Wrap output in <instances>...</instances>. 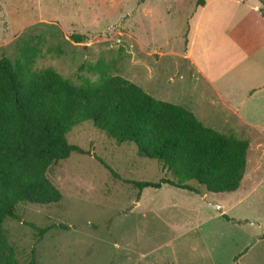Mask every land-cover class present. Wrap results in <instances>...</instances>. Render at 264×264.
<instances>
[{
	"label": "rangeland",
	"instance_id": "374dc122",
	"mask_svg": "<svg viewBox=\"0 0 264 264\" xmlns=\"http://www.w3.org/2000/svg\"><path fill=\"white\" fill-rule=\"evenodd\" d=\"M199 1L0 0V59L15 62L19 46L32 37L42 49L35 70L51 67L75 83L98 77L80 72L81 64L104 60L112 75L193 110L205 126L231 135V127L209 108L206 84L180 56ZM247 6L260 10L262 4L247 0ZM73 34L87 39L76 43ZM227 81L225 93L241 103L255 90L249 75L233 71ZM237 88L244 89L239 96L232 91ZM247 105L255 126L238 123L247 136H236L256 151L248 154L251 177L232 193H210L195 181L190 184L201 194L168 185L139 192L128 181L158 182L172 179L171 173L158 160L139 156L134 144L118 145L90 121L73 128L67 141L86 153L75 152L48 171L62 200L21 203V221L4 223L18 261L29 264L35 250L37 264H264V90ZM226 118L232 127L238 121L232 112ZM33 225L51 228L38 243Z\"/></svg>",
	"mask_w": 264,
	"mask_h": 264
},
{
	"label": "trees",
	"instance_id": "16d2710c",
	"mask_svg": "<svg viewBox=\"0 0 264 264\" xmlns=\"http://www.w3.org/2000/svg\"><path fill=\"white\" fill-rule=\"evenodd\" d=\"M260 1L264 17V0ZM71 38L82 43L87 36L73 34ZM33 40L30 37L19 46L15 62L0 59V264H21L4 229L7 220L21 221L18 205H51L62 200L48 171L75 152L86 153L71 145L67 134L87 121L118 145L134 144L139 156L158 160L171 173L172 179L158 182L128 181L139 192L168 185L201 194L190 184L193 181L210 193L240 188L248 140L215 131L190 110L158 100L137 84L112 75V65L104 60L79 66L80 72L98 76L82 83L51 67L38 73L34 64L42 49ZM32 227L38 232L37 243L51 229ZM29 264H37L35 250Z\"/></svg>",
	"mask_w": 264,
	"mask_h": 264
},
{
	"label": "crops",
	"instance_id": "0c3cea01",
	"mask_svg": "<svg viewBox=\"0 0 264 264\" xmlns=\"http://www.w3.org/2000/svg\"><path fill=\"white\" fill-rule=\"evenodd\" d=\"M256 13L261 15L259 9L252 10L247 6V0H204V5L197 8L186 52L180 54L192 63L194 67L190 70L199 76L211 92L207 98L209 108L214 109L223 124L231 127L226 130L234 136L238 133L247 136L239 124L255 126L252 117L249 118L247 110L251 108H248L247 103L264 90V26L261 25L264 17L260 18ZM233 71L237 77L249 75L251 90L255 88L242 103L225 93L228 76ZM232 91L239 96L244 89ZM227 112L236 115L238 121L233 127L226 118ZM256 147L262 148L259 144ZM253 149L249 141L248 154L249 151H256ZM247 168L244 179L251 177L248 176Z\"/></svg>",
	"mask_w": 264,
	"mask_h": 264
}]
</instances>
